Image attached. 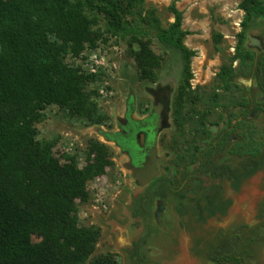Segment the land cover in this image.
I'll return each instance as SVG.
<instances>
[{"label":"rangeland","instance_id":"rangeland-1","mask_svg":"<svg viewBox=\"0 0 264 264\" xmlns=\"http://www.w3.org/2000/svg\"><path fill=\"white\" fill-rule=\"evenodd\" d=\"M241 2L145 0L165 28L174 22L168 9L175 4L183 12V29L190 33L185 44L196 53L191 64L196 102L181 119L187 124L185 132L176 121L175 105L185 81V62L181 52L158 41L154 29H148L146 39L162 59L156 83L140 81L134 60L137 46L130 37L108 33L104 22L101 37H94L95 47L90 39L78 58L65 61L95 78L92 88L109 120L90 125L49 107L37 126L38 139L57 141L56 154L76 156L80 169L86 166L90 141L110 149L114 167L88 184L90 200L79 208L84 226L102 229L97 255L109 252L120 264H142L138 249L143 264H216L211 257L220 249L228 256L239 255L245 264H264V112L249 111L264 104L256 76L264 57V18L253 17L242 38L246 14ZM130 22L147 29L137 13ZM225 69L234 72L230 83L221 79ZM155 89H160L157 97L151 93ZM128 98L137 103V120L156 116L164 106L154 150L159 174L144 184L127 156L101 135L118 129ZM199 113L209 115L204 132L190 122ZM190 128L202 137L194 140L197 133ZM198 140L216 145L217 164L227 165L226 173L218 177L197 171L190 146ZM245 141L249 147L262 146L258 157L234 153ZM223 244L228 251L221 250Z\"/></svg>","mask_w":264,"mask_h":264},{"label":"trees","instance_id":"trees-1","mask_svg":"<svg viewBox=\"0 0 264 264\" xmlns=\"http://www.w3.org/2000/svg\"><path fill=\"white\" fill-rule=\"evenodd\" d=\"M240 9L246 14L241 34L245 38L251 19L264 18V5L261 0H242ZM168 10L174 22L165 28L145 0H0V264H120L113 253L96 254L102 229L84 226L79 210L90 200L88 184L114 167L110 149L90 141L86 166L80 169L76 156L56 154L57 141H40L37 126L49 107L90 125L109 120L92 88L95 78L65 63L84 52L86 41L91 39L95 47L94 37H101L104 22L108 33L130 37L137 46L134 60L140 81L156 83L162 67L146 39L148 29L155 30L163 46L181 52L185 81L175 105L176 121L185 132L187 124L181 119L196 102L191 86L196 53L185 44L190 33L183 29V12L175 4ZM136 13L147 29L130 22ZM233 75L225 69L221 79L230 83ZM256 76L264 82V57ZM159 90L151 93L157 97ZM255 110L264 112L260 104ZM208 118L199 113L190 122L203 131ZM195 133L194 140L200 135ZM199 140L190 146L197 171L218 177L226 173L229 167L217 164L216 145ZM245 143L234 153L258 157L262 146ZM221 250L228 251V245ZM136 256L143 264L138 249ZM211 259L216 264H245L239 255L228 256L220 249Z\"/></svg>","mask_w":264,"mask_h":264},{"label":"flooded vegetation","instance_id":"flooded-vegetation-1","mask_svg":"<svg viewBox=\"0 0 264 264\" xmlns=\"http://www.w3.org/2000/svg\"><path fill=\"white\" fill-rule=\"evenodd\" d=\"M260 83L261 81L258 82V86L261 90L264 82ZM262 94L264 95V93ZM126 103L127 112L125 118L118 123V129L113 131L117 135L114 140L121 153L127 156L132 167L139 169L145 166L147 159L155 153V147L158 146V138L163 126L164 106L160 108L162 112H159L158 116L137 120L134 118L136 109L138 110L137 103L131 98H128ZM256 106L254 105L249 111L260 114L261 112L255 110ZM260 108L264 110V104H260ZM239 119H242V117ZM243 120L245 119L243 118ZM226 139L228 140V138Z\"/></svg>","mask_w":264,"mask_h":264},{"label":"water","instance_id":"water-1","mask_svg":"<svg viewBox=\"0 0 264 264\" xmlns=\"http://www.w3.org/2000/svg\"><path fill=\"white\" fill-rule=\"evenodd\" d=\"M158 115L159 114H157V116ZM101 135L108 142L115 143L114 139L116 138L117 135L112 133H105V132H101ZM130 168L133 169L132 166ZM134 170H137V175L135 177L137 179L139 178L140 180H142L143 184L157 177L159 172H158V162L155 159V153H153V155L147 159V162L143 168H139V169L135 168Z\"/></svg>","mask_w":264,"mask_h":264}]
</instances>
